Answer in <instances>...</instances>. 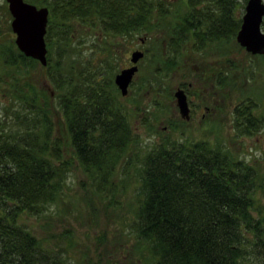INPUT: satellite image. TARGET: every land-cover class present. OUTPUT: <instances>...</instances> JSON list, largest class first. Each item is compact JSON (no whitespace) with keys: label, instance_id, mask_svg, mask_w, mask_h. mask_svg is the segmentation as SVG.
Masks as SVG:
<instances>
[{"label":"trees","instance_id":"trees-1","mask_svg":"<svg viewBox=\"0 0 264 264\" xmlns=\"http://www.w3.org/2000/svg\"><path fill=\"white\" fill-rule=\"evenodd\" d=\"M27 1L48 7L47 62L14 36L0 41V264H264V147L240 158L216 121L213 140L195 136L185 120L168 121L162 102L179 63L166 62L175 58L167 46L182 55L184 42L222 44L226 59L241 20L236 1ZM88 28L98 32L97 62L83 54ZM140 32L152 42L144 58L161 62H145L122 93L113 73L126 53L108 40L119 34L126 48ZM223 89L243 95L233 108L240 133H264V108L254 111L262 90L238 87L226 71ZM136 121L157 138L143 142ZM74 169L82 177L73 190ZM73 218L92 229L96 257Z\"/></svg>","mask_w":264,"mask_h":264},{"label":"rangeland","instance_id":"rangeland-1","mask_svg":"<svg viewBox=\"0 0 264 264\" xmlns=\"http://www.w3.org/2000/svg\"><path fill=\"white\" fill-rule=\"evenodd\" d=\"M235 1H236L235 5L232 6L233 7L232 10H233V12H236V15L239 16L241 19V15L244 12V5H245L246 0H235ZM1 4L2 5L4 4L5 7L2 6ZM205 4H207V3H205ZM211 6L215 7L213 4H211ZM10 20H11V14L7 8V2H6V0H0V41H5L6 39L9 38L8 42H11L10 39H12L14 36V33H13L11 26H10ZM84 28H86V27H82V29H84ZM262 29L264 30L263 26H262ZM86 34H87V36H86V38H84L85 47L83 50V54H85V56H86L85 60L91 59L90 62H92V60L97 62L95 59H93V57L94 56L98 57L101 55V53H100V51L96 50L97 44H95L93 46H91V44L95 41L96 38H99L98 32L94 28H88V31ZM135 34H137V33H135ZM141 34H142V32L138 33L137 35H135V38L133 36L130 43H132V44L134 43L136 46L137 45L141 46V43L138 44L139 40L137 37L138 35H141ZM162 37H163V35H161V38L157 42L156 50L161 51V49H162L161 48ZM45 39H46V34H45ZM109 39L110 40H108V41L113 42V44H116L117 47L120 49V51H122L123 53H126L127 57H129V55H131V52H132L131 50L136 49V48H133L134 45L132 46V44L129 47L127 46L125 48V44L121 43L122 40L123 41L125 40V37H120L119 34H117V36L110 35ZM103 41L105 43L104 38H103ZM163 41H164V39H163ZM227 43H229V46L227 47L228 56L226 57V59H222L218 55L219 50H221L223 48L222 44H220L218 47H216L212 50L210 49L211 48L210 46H208L209 50H204V49L191 50L190 47H189V49L192 51V53L191 52L190 53L194 57H198L196 62H198V61H200V62H223V64H225L224 65L225 71L227 72V74H229V77L233 78L234 82H237L238 87H241V85L244 84L246 86V88H248L250 91L254 90L255 88H258L259 91L262 90L261 96L258 93L254 97L255 98L254 100L256 103V107H255L254 111L258 112V114H262V111L264 108V53H262V54L261 53H250V51L245 50V48L243 46H241L236 41L235 36H234V38H229L227 40ZM188 45H189V43H188ZM145 46H146V44L144 43L143 47H145ZM166 51H168V50H166ZM203 51L205 53H203ZM95 52H96V55H94ZM122 55L119 52L118 60H119V62H121V65L119 66V68L123 65L122 60L124 59V57ZM90 57H92V58H90ZM82 59H83L82 61L84 62L85 61L84 58H82ZM145 59L146 58L143 57L142 59L139 58L136 61L138 68L139 67L141 68L143 66V64L146 62ZM228 59H230L232 62H235L233 64V66L230 65V61ZM109 60H110V62H113V61L117 62V58H115L113 55L111 56V58H109ZM100 62H101V65L104 67V70L107 71V69H106L107 61L100 60ZM127 62H130V61H127ZM227 62H229V64H226ZM86 64L88 65L87 62H86ZM115 67H116V65H115ZM119 68H117V71L119 70ZM117 71H114L113 74L115 75L117 73ZM180 71H181L180 68L175 69V73H178ZM233 71H235V75L232 74ZM139 73L140 72H138V74ZM181 73H182V71H181ZM175 78L180 80L182 78V74H181V76L176 75ZM239 79H241L240 80L241 84H239V82H238ZM134 80L135 81L137 80L138 83L140 82L137 77H135ZM137 82H135V83H137ZM175 82H176V80H174L172 78V81L170 84L171 85V91L175 87V85H173V88H172V83L176 84ZM174 89H176V87ZM228 90H229V88L226 89V91H228ZM143 93H144V91L139 92V95H142ZM241 94L242 93L237 91V90L236 91L230 90V94L229 93L225 94L226 95V97L224 99V107L225 108H224V111L222 114L223 122H222V125H220L219 129L217 127V129H215V130H217L218 131L217 134H219L221 136L220 139H222L226 144L230 145V147L235 150V152L237 153V155L240 158L248 159V158H252V156H254V155L260 156V154L262 153L261 149L264 147V133H263V131H260V130L256 133L254 132V133H250V134L240 133L241 130L239 131V129H238L239 124H236L234 122L235 110L233 108L240 101L238 96H240V98L243 97V95L241 96ZM170 96L167 98H170ZM169 100L170 99H166L165 101L167 104L170 105ZM170 107H171V105H170ZM169 111H170V109H169ZM171 112H172V108H171ZM168 115H169V113H168ZM138 122H139V120H138ZM143 122H145V121H143ZM135 124H136L137 131L139 132L140 136L143 138V142L153 141V139L157 138V134L149 133L146 130L144 125L138 124L137 121L135 122ZM161 124H163V123H159L158 121L156 122L157 127H159ZM201 126L202 125L199 123L195 127L196 130H192V129L188 128L187 133H191L194 135L208 136V138H210V140H213L214 139V133L212 132L213 130L208 131V130H205L204 127H202L203 130L201 132L200 131ZM81 177H82V174L80 173L79 169H74L73 171L69 172V174H68V180H69L68 186H71L73 190L77 189L78 188L77 179H80ZM109 221L111 222V220H109ZM72 222H73V225L76 229V236L78 237V240L79 241L82 240L84 242H87L89 245L90 254L94 255L96 257V249L94 248L95 244L93 241L94 238L93 239L91 238V234L93 232L92 229L87 227L86 225L79 223V221H77L75 218L72 219ZM101 222L104 223L105 218H102ZM114 222L109 224L111 230H113V226H115ZM113 231L115 232V230H113Z\"/></svg>","mask_w":264,"mask_h":264},{"label":"water","instance_id":"water-1","mask_svg":"<svg viewBox=\"0 0 264 264\" xmlns=\"http://www.w3.org/2000/svg\"><path fill=\"white\" fill-rule=\"evenodd\" d=\"M11 14L10 26L14 32L17 47L28 56L38 59L42 64L47 62L45 32L48 21V7L37 6L27 0H6ZM264 16V0H246L241 23L236 31V41L247 51L264 53V30L261 21ZM143 55L140 49L131 52L132 64L121 68L114 75V82L122 93H126L128 84L137 70L136 61ZM175 100L182 117L189 116V107L183 88L175 90Z\"/></svg>","mask_w":264,"mask_h":264},{"label":"flooded vegetation","instance_id":"flooded-vegetation-1","mask_svg":"<svg viewBox=\"0 0 264 264\" xmlns=\"http://www.w3.org/2000/svg\"><path fill=\"white\" fill-rule=\"evenodd\" d=\"M138 44L141 43V46H136L134 43L132 44L133 48H137L143 51V55L139 57L142 59L144 56H148L149 54L151 55L148 47L152 43L151 41L147 40L149 39L148 35L145 33L138 35ZM174 39V38H172ZM144 43L146 44L145 47H143ZM184 46L186 48L183 49V54H177L176 49L177 47H173L170 45L167 46L165 49L168 50L173 57L172 60L166 61V62H179L178 64L173 67L170 76H168L169 79V84H171L172 78L176 80V84L172 83V88L173 85H175L176 89L178 87L183 88L185 94H186V99H187V104L189 107V116L182 117L181 114L179 113V108L175 100V90L173 88L172 91L168 92V97L170 96V105L169 106V119L168 121H174L173 119H183L185 120L187 128H190L192 130H196V126L200 123L202 126L200 127V131L202 132V127H204L205 130H213L212 129V122L216 121V127H220L223 122V111H224V89H223V72L225 71V64L223 62H196L198 58L191 56L190 55V49L188 46V42H184ZM188 46V48H187ZM132 51V50H131ZM153 56V55H152ZM222 57V55L220 56ZM129 59V60H128ZM130 61V62H127ZM146 62H161L159 59H150L146 58ZM165 62V60H162ZM123 65L120 67L128 66L132 63L130 60V55L129 57H125L123 60ZM192 62L191 64L189 63L190 69H183L184 74L186 75L185 78H181L180 80L176 79L175 76H181V71L178 73H175L176 68H181L185 63ZM194 62V63H193ZM231 63V62H230ZM226 64H229L227 62ZM236 67V66H235ZM119 68V69H120ZM137 69L138 66H137ZM138 71V70H137ZM136 71V74H137ZM135 74V75H136ZM235 75V71L232 73ZM134 75V76H135ZM202 77L203 82L198 83V79ZM212 81H211V80ZM133 80V79H132ZM186 80V81H185ZM174 82V81H173ZM171 88V85H170ZM236 91V90H235ZM166 99L162 100L163 103H166ZM167 104V103H166ZM172 108V112H171ZM172 119V120H170ZM164 119H159V123H163ZM165 123L161 124L160 126L165 129L167 126V121L164 120ZM197 136V135H195ZM199 136V135H198Z\"/></svg>","mask_w":264,"mask_h":264}]
</instances>
